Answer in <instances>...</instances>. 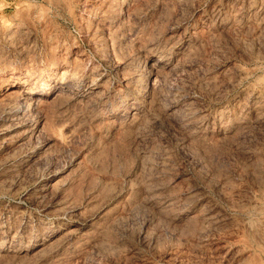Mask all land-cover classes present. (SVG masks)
I'll use <instances>...</instances> for the list:
<instances>
[{"label": "rangeland", "instance_id": "374dc122", "mask_svg": "<svg viewBox=\"0 0 264 264\" xmlns=\"http://www.w3.org/2000/svg\"><path fill=\"white\" fill-rule=\"evenodd\" d=\"M263 37L264 0H0V264H264Z\"/></svg>", "mask_w": 264, "mask_h": 264}, {"label": "bare ground", "instance_id": "6f19581e", "mask_svg": "<svg viewBox=\"0 0 264 264\" xmlns=\"http://www.w3.org/2000/svg\"><path fill=\"white\" fill-rule=\"evenodd\" d=\"M56 1H58V0H56ZM113 1V0H112ZM63 2V1H62ZM113 2H111V4H112ZM105 5V4H104ZM104 11V10H103ZM107 11V10H106ZM121 12V11H120ZM106 13H108V12H106ZM99 14H101V13H99ZM243 17V16H242ZM237 18V17H236ZM222 22V21H221ZM261 30V29H260ZM264 38V37H263ZM191 41V40H190ZM102 52V51H101ZM163 55V54H162ZM159 59V58H158ZM156 61H158V60H156ZM155 61V62H156ZM52 63V62H51ZM157 63V62H156ZM152 64H154V63H152ZM155 65V64H154ZM153 66V65H152ZM151 67V66H150ZM149 67V68H150ZM154 69H155V67H153ZM41 72V71H40ZM39 72V73H40ZM64 72V71H63ZM67 72V71H66ZM146 72V71H145ZM62 73V72H61ZM149 73H151V72H149ZM156 73V72H155ZM44 74V73H43ZM144 74V73H143ZM142 74V76H144ZM38 76V75H37ZM60 76V75H59ZM70 76V75H69ZM69 76H67V77H69ZM72 76V75H71ZM142 76H140V77H142ZM149 76V75H148ZM39 77V76H38ZM63 77V74L61 75V78ZM66 77V76H65ZM147 77V76H146ZM145 77V78H146ZM57 78V77H56ZM144 78V79H145ZM69 79H70V77H69ZM142 79V78H141ZM138 80V79H137ZM21 81H23V80H21ZM21 81H19V82H21ZM140 81V80H139ZM139 81H137V82H139ZM12 82V81H11ZM136 82V83H137ZM142 82H144V80L142 81ZM76 83V82H75ZM82 83V82H81ZM145 83V82H144ZM10 84V83H9ZM77 84V83H76ZM93 84V83H92ZM139 84V86L141 87L142 85H140L141 83L139 82L138 83ZM137 84V85H138ZM6 85V84H5ZM8 85V84H7ZM11 85V84H10ZM21 85L22 86H24V93H25V95H27V96H32V98H33V96L35 95V96H48V95H50L52 92H53V90H54V88H55V86H56V82L54 81V80H51V79H47L46 81H45V83H43L42 84V86H41V89H39V91L38 92H35L36 91V88H35V86L34 85H32V86H29L30 84H28L27 82H25V81H23V82H21ZM94 85V84H93ZM144 85H146V84H144ZM256 85V84H255ZM9 86V85H8ZM40 86V85H39ZM64 86V85H63ZM89 86V85H88ZM3 87V86H2ZM139 87V88H140ZM143 87H145V86H143ZM59 88V87H58ZM133 88V87H132ZM142 88V87H141ZM150 88V87H149ZM59 89H61V88H59ZM56 90V89H55ZM58 91V90H57ZM1 93V92H0ZM54 94H56V93H54ZM67 94V93H66ZM1 95V94H0ZM50 97V96H49ZM24 98H27V97H24ZM23 98V99H24ZM30 98V97H29ZM42 99V98H41ZM39 97L38 98H36L35 100V102L36 103H38L39 102V100H41ZM47 99V98H46ZM27 100V99H26ZM25 100V101H26ZM33 100V99H32ZM42 101V100H41ZM260 102V101H259ZM25 103V102H24ZM27 103V102H26ZM42 103V102H41ZM24 105V104H23ZM27 105H28V103H27ZM93 106V105H92ZM91 106V107H92ZM25 107V106H24ZM244 107V106H243ZM27 108H28V106H27ZM26 108V109H27ZM7 109V108H6ZM23 111H25V110H23ZM37 112V111H36ZM258 113V112H257ZM239 114V113H238ZM250 114V113H249ZM243 116V115H242ZM241 116V117H242ZM256 116V115H255ZM9 117V116H8ZM22 119V118H21ZM241 119V118H240ZM11 121V120H10ZM34 122V121H33ZM230 122V121H229ZM12 123V122H11ZM244 125H245V123H244ZM24 131V130H23ZM31 132V131H30ZM233 134V133H232ZM221 136V135H220ZM43 183H44V181H43ZM42 186H45V185H42ZM45 188H46V186H45ZM39 189H42V188H39ZM44 189V188H43ZM51 189V188H50ZM264 198V197H263ZM172 204V203H171ZM263 208V207H262ZM201 216V215H200ZM216 220V219H215ZM256 225V224H255ZM247 228V227H246ZM260 232V231H259ZM264 232V231H263ZM254 236H255V234H254ZM245 239V238H244ZM256 239V238H255ZM263 239V238H262ZM245 242V241H244ZM256 243V242H255ZM256 246V245H255ZM258 246V245H257ZM256 246V247H257ZM250 247V246H249ZM264 247V246H263ZM262 248V247H261ZM260 248V249H261ZM262 250V249H261ZM250 254H253V253H250ZM256 255V254H255ZM258 256V255H257ZM256 256V257H257ZM252 259V258H251ZM252 261V260H251ZM255 262V261H254ZM258 262V261H257ZM253 263V262H252ZM259 263V262H258ZM254 264V263H253Z\"/></svg>", "mask_w": 264, "mask_h": 264}]
</instances>
